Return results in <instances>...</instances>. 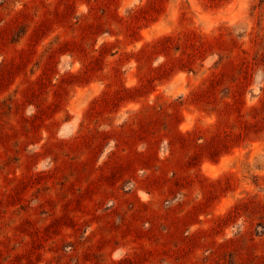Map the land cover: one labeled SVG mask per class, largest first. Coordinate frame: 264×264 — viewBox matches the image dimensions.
I'll return each instance as SVG.
<instances>
[{
  "label": "rangeland",
  "instance_id": "374dc122",
  "mask_svg": "<svg viewBox=\"0 0 264 264\" xmlns=\"http://www.w3.org/2000/svg\"><path fill=\"white\" fill-rule=\"evenodd\" d=\"M0 264H264V0H0Z\"/></svg>",
  "mask_w": 264,
  "mask_h": 264
}]
</instances>
